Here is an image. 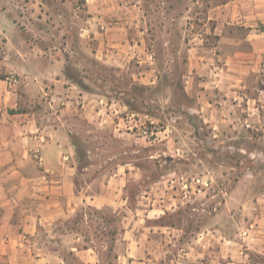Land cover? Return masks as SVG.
<instances>
[{"label": "rangeland", "instance_id": "1", "mask_svg": "<svg viewBox=\"0 0 264 264\" xmlns=\"http://www.w3.org/2000/svg\"><path fill=\"white\" fill-rule=\"evenodd\" d=\"M0 15V76L73 145L76 190L130 162V204L149 191L146 264H264V0H0ZM125 221L80 201L39 247L129 264Z\"/></svg>", "mask_w": 264, "mask_h": 264}, {"label": "crops", "instance_id": "2", "mask_svg": "<svg viewBox=\"0 0 264 264\" xmlns=\"http://www.w3.org/2000/svg\"><path fill=\"white\" fill-rule=\"evenodd\" d=\"M9 29L0 15V37H9ZM20 87L0 76V264H71L63 255L43 252L38 236L70 217L84 200L96 209L111 205L117 213L124 211L127 221L117 238L126 245L123 258L129 264L152 260L141 215L150 217L155 209L154 204L142 206L149 198L146 189L137 194L135 205L129 202V185L139 179L133 164L120 163L108 177H96L89 193L77 191L73 145L56 137L54 127L40 124L37 112L18 110ZM256 222L257 228L262 225L259 218ZM72 250L82 263L99 264L93 245L74 244Z\"/></svg>", "mask_w": 264, "mask_h": 264}, {"label": "built area", "instance_id": "3", "mask_svg": "<svg viewBox=\"0 0 264 264\" xmlns=\"http://www.w3.org/2000/svg\"><path fill=\"white\" fill-rule=\"evenodd\" d=\"M7 80L12 81V82H16V81H17V78L15 77L14 74H11V75H9V76L7 77Z\"/></svg>", "mask_w": 264, "mask_h": 264}]
</instances>
